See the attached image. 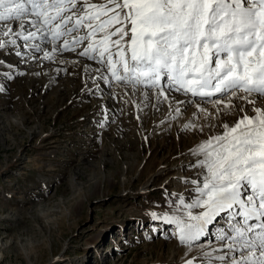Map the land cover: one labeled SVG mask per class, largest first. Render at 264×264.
Masks as SVG:
<instances>
[{
    "label": "snow or ice",
    "instance_id": "1",
    "mask_svg": "<svg viewBox=\"0 0 264 264\" xmlns=\"http://www.w3.org/2000/svg\"><path fill=\"white\" fill-rule=\"evenodd\" d=\"M6 48L31 60L32 52L51 62L71 52L95 61L102 74L94 79L126 89L124 96L140 93V102L131 100L138 120L149 105L166 103L178 120L182 106L194 104L185 132L215 127L236 100L252 105L254 115L240 107L233 125L190 150L200 178L184 181L192 185L187 199L169 194L171 213L151 216L174 226L185 255L197 250L184 264H264V108L256 106L264 100V0H0Z\"/></svg>",
    "mask_w": 264,
    "mask_h": 264
},
{
    "label": "rangeland",
    "instance_id": "2",
    "mask_svg": "<svg viewBox=\"0 0 264 264\" xmlns=\"http://www.w3.org/2000/svg\"><path fill=\"white\" fill-rule=\"evenodd\" d=\"M11 50H0V57L7 56L13 64L20 57ZM83 59L90 71H83L79 61L66 64L49 89L42 81L50 73L39 69L38 60L33 68L36 81L29 69L19 72L14 66V83H8L10 73H3L0 80V168L9 165L6 172L0 171V264H184L198 256L197 250L185 255L187 250L172 235L174 226L153 219L151 213L173 211L171 201L176 197L170 193L187 199L184 187L171 178L176 171L172 165L192 155L190 150L203 139L223 132L224 123L233 125L244 114L240 107L251 114L252 105L236 100L231 115L212 120L216 126H206L202 133L181 130L196 113L197 109L190 110L194 104L182 108L186 110L178 120L169 119L166 103L159 110L149 105L138 120L132 115L131 100L140 102V93L131 97L127 90L129 96H124L126 89L112 86V105L102 104L105 97L94 80L101 66ZM0 67L6 71L10 66ZM58 86L62 91L55 98ZM116 104L120 108L113 112ZM205 108L215 112L210 104ZM13 118L24 121V128ZM197 122L209 123L203 118ZM35 123L50 134L42 139L28 135ZM123 164L128 168L121 176ZM160 164L168 172L142 191ZM96 177L101 187L94 191ZM78 198V212L65 213Z\"/></svg>",
    "mask_w": 264,
    "mask_h": 264
},
{
    "label": "bare ground",
    "instance_id": "3",
    "mask_svg": "<svg viewBox=\"0 0 264 264\" xmlns=\"http://www.w3.org/2000/svg\"><path fill=\"white\" fill-rule=\"evenodd\" d=\"M19 43H23V42H19ZM43 47H45V48H48V49H50V47H51V45L50 44H48V43H44L43 45H42ZM12 49V50H11ZM6 50H11L12 52L11 53H13V55H14V53H15V51L17 50V49H13V48H8V49H4V51H6ZM19 50H21V51H27V50H25V49H23L22 47H21V49H19ZM10 53V54H11ZM31 55H35L36 57H37V59H35V60H38L39 62V69L41 70V71H45V73L46 72H48L47 74H49L50 73V76H48L47 77V80H44V81H42L43 83H42V87L44 88V87H48V89L51 87V85H53L54 83H55V79L57 78V76L59 75V72H61V68H63V67H65V65L66 64H68V65H70L71 66V64H73L72 62L73 61H79V63L81 64V66H82V70L84 71V69L86 68V66L88 65V63H87V61L86 60H84L82 57H79L77 54H73V53H71V54H62V55H58L60 58H62V61H66V63H60V60H56L55 62H51V61H45V60H42V59H40V57L42 56V53H40V54H38V55H36V53L35 52H32L31 53ZM15 56V55H14ZM40 56V57H39ZM17 57V56H16ZM35 60H31V59H29L27 56H24V57H20L19 58V60L18 61H16V62H14L13 64H11L9 61H8V59H7V56H2V57H0V61H2L3 63H0V65L1 64H3V65H9L10 67H7L9 70H6V71H4L5 70V68H1L0 67V80H3L2 78H5V77H3V73H4V75H6V73L8 74V73H10V74H12L11 75V77H12V79H9V78H7L8 79V83H10V84H13L14 83V81H15V75H17V74H15V72L13 71V68H11V66H14V68L17 70V71H19V72H22V71H25V70H28L29 69V71L31 72V74L33 75H30L31 76V79H32V81H36V80H34V79H36L35 78V74H36V71H35V69H33L34 68V65L36 64L35 63ZM41 61H43L44 63H43V65H41ZM74 64H76V63H74ZM37 65V64H36ZM36 67V66H35ZM89 67V66H88ZM38 68V67H37ZM36 68V69H37ZM100 68V67H99ZM14 69V70H15ZM98 69V68H97ZM81 73V72H80ZM47 74H45V75H47ZM102 73L101 72H95V74H94V78L95 77H98V76H100ZM104 74V73H103ZM81 75L83 76V73H81ZM85 78V77H84ZM84 78L82 79V80H84ZM68 81L70 80V79H67ZM94 80H96L98 83H99V87H95V88H99V90H100V94H104V97H105V101L104 102H101L102 104H107V102L109 103V104H111V103H113V99H115L114 97H113V99H111V96L109 95V89H111L110 87H109V85H107V83H105L103 80H100V79H94ZM61 82V81H60ZM35 85V84H34ZM60 86V85H59ZM59 86H58V88H59ZM65 86V85H64ZM72 86V85H71ZM62 88H63V85L61 86ZM32 88V87H31ZM62 88H59L56 92V94L54 93L53 94V97H55V98H57V95H58V92H60V91H62ZM70 88V87H69ZM68 89V88H67ZM72 89V88H71ZM78 89H79V87H78ZM32 90V89H31ZM75 91V90H74ZM81 91V90H80ZM83 91V90H82ZM81 91V92H82ZM86 91V90H85ZM89 91H92V89L91 90H89ZM112 91V90H111ZM73 92V91H72ZM76 92H78V91H76ZM80 92V93H81ZM72 94V93H71ZM82 94V93H81ZM79 95V94H78ZM83 95V94H82ZM112 95V94H111ZM172 96H174L175 97V99L176 100H184V101H188L189 99H197L196 101L197 102H199V98L197 97V98H190V97H186V96H184V95H182V94H180V93H172L171 94ZM179 96V97H178ZM60 98V97H59ZM111 102V103H110ZM235 104H236V101L234 102ZM112 105V104H111ZM208 104H202V107H206ZM60 106V104H57L56 105V107L54 108V110L52 111V114H54L55 113V109L57 108V107H59ZM134 106V105H133ZM189 107V104L188 103H186L185 105H183L182 106V108H186V107ZM256 106L257 107H262V108H264V100H261V99H257V104H256ZM96 108V107H95ZM116 108V109H115ZM115 108L113 109V112H117L118 111V109L120 108L119 107V104H116V106H115ZM192 109H196V107H195V105H193L192 106V108L190 109V110H192ZM135 110V111H134ZM248 114V113H247ZM132 115H134V116H136L137 117V115H138V113H137V110H136V108L134 107L133 108V110H132ZM243 115V114H242ZM241 115V116H242ZM248 115H250V116H252V115H254V113L252 112L251 114H248ZM139 116H140V113H139ZM240 116V117H241ZM239 117V118H240ZM238 118V119H239ZM13 121L14 122H16L17 124H18V126H20L21 128H24V126H25V122L24 121H20L18 118H13ZM142 122V121H141ZM52 129V128H51ZM221 133H223L222 131H220V132H217V133H213V135L212 136H214V135H217V134H221ZM48 134H50V132L48 131V133H45V131H44V129L41 127V124L40 125H38V123H35V125H33L32 127H30L29 128V130H28V135H32V136H35V137H37L38 139H42L43 137H46V135H48ZM37 139V140H38ZM208 139V138H207ZM207 139H203L202 141H204V140H207ZM201 141V142H202ZM200 142V143H201ZM42 147V146H41ZM189 155V154H188ZM19 157L16 155V159H18ZM197 159H199V157H195V156H193V155H190V156H188L187 158H181V159H179L178 161H177V163L175 164L176 166H174V165H172V168H174L176 171H175V173L173 174V176L171 177L172 178V180L174 181V182H177V184L179 183L180 185H182V187H184V192H186V194L188 195V190H190L191 189V187H192V185H190V184H185L184 183V181L185 180H190V179H198V178H200V173L203 171L202 169H198V168H193V167H190V165L191 164H194L195 163V161L197 160ZM10 162V161H9ZM13 164H15V159L13 160V162H12ZM84 163V162H83ZM139 165H141V163H139L138 165H137V170H139ZM9 166V165H8ZM8 166L6 167V168H3V169H1L0 168V171H5V170H8ZM48 166V165H47ZM142 166V165H141ZM2 167V166H1ZM98 174H100L101 173V167H100V165H98ZM123 173H122V175L121 176H124L125 174H126V169L128 168V166H126L125 164H123ZM152 167V166H151ZM168 170V168H166V165H162V164H160V166L158 167V168H156V170H153V171H151L150 172V174L148 175V177H147V180H145V183H143V185H142V187H141V190L142 191H144V190H148L152 185H153V181H155V179H156V177H158L160 174H163V173H166V171ZM6 172V171H5ZM168 172V171H167ZM172 172H173V170H172ZM94 177V176H93ZM107 181L110 183L111 182V176H109V177H107ZM172 181V182H173ZM100 182H101V179L99 178V177H96V178H93L92 179V184H94V191L97 189V187L98 186H100L101 187V184H100ZM176 184V183H175ZM178 184V185H179ZM99 188V187H98ZM77 204H75V206L74 207H72L71 209H69V210H66L65 211V213H68V214H74V213H76V212H78V210L81 208V201H80V199L78 198L77 199ZM79 201H80V204H79ZM202 243H203V241H202ZM62 256V255H61ZM28 257V256H27ZM59 258H61V257H59ZM28 261H30V260H28ZM31 264V263H30Z\"/></svg>",
    "mask_w": 264,
    "mask_h": 264
}]
</instances>
